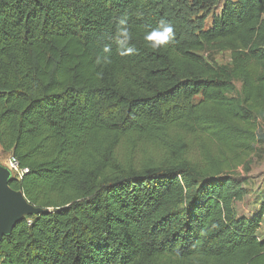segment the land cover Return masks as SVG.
<instances>
[{
  "label": "trees",
  "instance_id": "trees-1",
  "mask_svg": "<svg viewBox=\"0 0 264 264\" xmlns=\"http://www.w3.org/2000/svg\"><path fill=\"white\" fill-rule=\"evenodd\" d=\"M161 1L0 0V146L28 169L11 186L50 209L3 237L0 264H264V201L250 217L235 205L245 175L215 158L113 160L119 139L172 131L211 135L235 155L264 145L251 128L264 119V0H222L209 28L153 50L144 36L163 20ZM122 15L136 49L123 57L113 39ZM104 43L110 64L97 63ZM214 47L232 65L201 54Z\"/></svg>",
  "mask_w": 264,
  "mask_h": 264
},
{
  "label": "rangeland",
  "instance_id": "rangeland-1",
  "mask_svg": "<svg viewBox=\"0 0 264 264\" xmlns=\"http://www.w3.org/2000/svg\"><path fill=\"white\" fill-rule=\"evenodd\" d=\"M162 17L170 22L176 36L188 37L197 34L199 27L207 29L211 25L213 13H219L222 0L214 7L195 9L185 0H162ZM208 60L217 65H232L231 51L221 48H207L201 52ZM238 94L242 86L236 83ZM201 98H197L198 102ZM256 133H264V119L257 118L251 123ZM114 161L122 166L143 162L166 163L180 159H190L195 163L207 166L210 158L218 159L227 172L245 175L248 179L247 194L243 200L236 202L238 216L250 217L264 201V145L250 141L248 145L234 146L237 154L230 152L211 135L193 136L182 131H172L166 135L147 139L137 136L132 141L119 139L111 144ZM10 154L0 146V161L6 162ZM238 156V161L234 160ZM248 168V169H247ZM258 235L264 237V218ZM168 264H219L211 259H177L167 258Z\"/></svg>",
  "mask_w": 264,
  "mask_h": 264
},
{
  "label": "water",
  "instance_id": "water-1",
  "mask_svg": "<svg viewBox=\"0 0 264 264\" xmlns=\"http://www.w3.org/2000/svg\"><path fill=\"white\" fill-rule=\"evenodd\" d=\"M13 179L15 177L12 170L0 161V242L26 216L47 213L50 210L33 204L23 190L13 188Z\"/></svg>",
  "mask_w": 264,
  "mask_h": 264
},
{
  "label": "clouds",
  "instance_id": "clouds-1",
  "mask_svg": "<svg viewBox=\"0 0 264 264\" xmlns=\"http://www.w3.org/2000/svg\"><path fill=\"white\" fill-rule=\"evenodd\" d=\"M113 39L117 51L122 57L135 53L136 49L132 44L133 33L128 27V17L126 15H122L118 18ZM144 39L153 50L169 48L176 39L174 26L170 22L162 20L158 28L145 34ZM102 50L104 55L98 57L97 63L110 64L112 62V44L104 43ZM98 75L102 76V73Z\"/></svg>",
  "mask_w": 264,
  "mask_h": 264
},
{
  "label": "built area",
  "instance_id": "built-area-1",
  "mask_svg": "<svg viewBox=\"0 0 264 264\" xmlns=\"http://www.w3.org/2000/svg\"><path fill=\"white\" fill-rule=\"evenodd\" d=\"M4 164L12 170L13 176L18 179L21 178L26 171H28L27 168H22L19 161L12 155L8 156V159L4 162Z\"/></svg>",
  "mask_w": 264,
  "mask_h": 264
}]
</instances>
